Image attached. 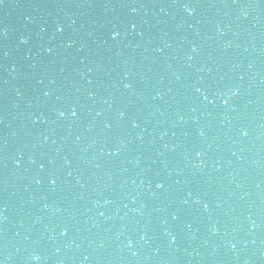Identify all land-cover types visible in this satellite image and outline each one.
<instances>
[{"label": "water", "instance_id": "obj_1", "mask_svg": "<svg viewBox=\"0 0 264 264\" xmlns=\"http://www.w3.org/2000/svg\"><path fill=\"white\" fill-rule=\"evenodd\" d=\"M0 264H264V0H0Z\"/></svg>", "mask_w": 264, "mask_h": 264}, {"label": "clouds", "instance_id": "obj_2", "mask_svg": "<svg viewBox=\"0 0 264 264\" xmlns=\"http://www.w3.org/2000/svg\"><path fill=\"white\" fill-rule=\"evenodd\" d=\"M34 259H39L38 257H34Z\"/></svg>", "mask_w": 264, "mask_h": 264}]
</instances>
